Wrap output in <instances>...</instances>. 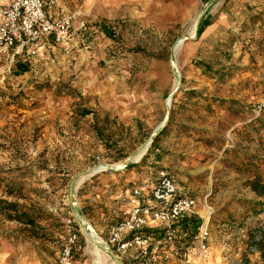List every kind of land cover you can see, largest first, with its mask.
I'll use <instances>...</instances> for the list:
<instances>
[{
    "label": "rangeland",
    "instance_id": "obj_1",
    "mask_svg": "<svg viewBox=\"0 0 264 264\" xmlns=\"http://www.w3.org/2000/svg\"><path fill=\"white\" fill-rule=\"evenodd\" d=\"M51 10L54 18L70 17L68 40L45 41L29 56L0 47V195L8 182L22 183L20 193L56 214L62 232L52 233L50 241L36 239L0 214V264H59L70 230L78 232L86 257L96 264L95 245L76 222L82 206L94 209L89 217L83 215L91 232L122 264L136 263L139 250L118 252L108 239L115 224L127 216L133 190L149 192L160 171L183 184L177 195L195 200L193 215L202 217L209 207L208 264H244V256L258 264L260 256L248 233L264 227V211L252 213L240 203L259 198L245 186L236 162L241 161L239 151L264 160V148L240 140L232 129H243L264 104V50L250 41L259 37L260 23L251 18L264 11V0H58ZM205 12L212 23L197 36V20ZM202 60L210 62V69L199 64ZM17 62L27 70L19 72ZM164 119L166 131L155 136L160 135L156 144L162 146L164 136L174 140L171 133L190 132L197 142L191 146L196 157L185 160L182 152L171 156L164 150L160 161L168 158L165 167L161 162L138 167L153 137L133 167L81 178L76 204H68V182L75 173L97 163L117 167ZM187 171L193 173L192 181L180 179ZM63 175L66 185L61 184ZM103 191L104 197L94 199ZM101 205L107 213L95 215ZM108 217L112 228L106 224ZM67 219L73 223L67 226ZM180 224L174 226L171 240L156 223V230L146 228L160 241L158 250H152L157 256L151 257L152 264L200 262L199 229L182 234ZM129 254L137 257L126 263Z\"/></svg>",
    "mask_w": 264,
    "mask_h": 264
},
{
    "label": "built area",
    "instance_id": "obj_2",
    "mask_svg": "<svg viewBox=\"0 0 264 264\" xmlns=\"http://www.w3.org/2000/svg\"><path fill=\"white\" fill-rule=\"evenodd\" d=\"M57 1L10 0L0 4V47L13 50V54L19 51L29 56L35 54L45 41L60 43L68 40L72 33L70 17L58 19L46 13ZM142 191V188H135L133 197L140 196ZM149 193L153 202L149 204L139 202L133 205L126 213L127 216L114 227L108 239V243L118 252L124 253L129 247L139 250L141 259L134 264H152L151 257L157 258L152 254V250L154 253L158 250L160 241H155L153 236L145 231L150 222L162 227L166 238L171 240L174 226L184 217L195 213V200L187 196H178L173 179L163 171L159 172V177ZM207 209L208 214L199 217L201 224L197 235V252L200 262L189 264H208L206 239L211 212L209 207ZM72 223L73 220H66L67 226ZM81 249L78 232L70 230L61 249L59 264L69 262L72 252ZM183 256L186 258L187 254Z\"/></svg>",
    "mask_w": 264,
    "mask_h": 264
},
{
    "label": "trees",
    "instance_id": "obj_3",
    "mask_svg": "<svg viewBox=\"0 0 264 264\" xmlns=\"http://www.w3.org/2000/svg\"><path fill=\"white\" fill-rule=\"evenodd\" d=\"M251 22H259L260 25L258 26L259 37L252 38L250 41L254 42L259 47H262L261 49L264 50V11H260L258 14L253 16L251 18ZM211 23L212 17L210 16V14L205 12V14L200 17L197 24L196 35L199 36L202 31ZM101 28L106 35H111L107 27L101 26ZM244 31H248L247 26L244 27ZM208 63L210 62H207L205 64L204 60H202V62H200L199 64L203 66L204 69L208 70L211 67ZM16 69L19 72H25L27 70V65L21 62H17ZM165 131L166 127H163L159 134L162 135V133H164ZM233 131L240 140L251 143L256 141L259 147L264 148V104L260 108L259 114L255 118H253L249 124L244 125L243 129L234 128L232 129V132ZM160 135H158V137ZM158 137H155V139L152 141L146 155L143 157L140 164H137L138 167L145 165L147 162H160V155L162 153V150L159 145L156 144ZM239 152L241 154V161L236 162L238 167V174L244 180L245 186L248 187L252 192H254L255 195L259 198V200H240V203L246 206V209L252 210V213L264 211V168H262L261 166V164H264V160L246 151ZM133 166L134 164L130 163L124 169H128ZM64 175L61 178V184L66 185L68 179ZM83 185L84 184H82L77 191L78 198H81L83 194ZM23 188L24 186L22 183L13 184V182H8L6 184V189L3 192L4 194L0 195V214L6 220L18 222L22 227L21 230L24 233H27V235L30 237L48 241L54 239L52 233L62 232V223L60 218L48 209L44 208L39 202L29 201L28 196L20 193ZM3 195L5 197H16L17 199L24 200V202H19L18 200L14 199L8 200L7 198H3ZM96 207L97 209L95 215H97L100 211H102V213H107V209L105 208V206L101 205ZM81 212L86 217H89L90 214L94 212V209L92 207L82 206ZM233 221L234 218H231L229 220L230 224H232ZM180 222L182 234H185L188 231L194 234L200 227L201 219H199L195 215H190L184 217ZM116 225L117 224H115V226ZM209 225L210 220L208 222V227ZM252 231L253 232L250 231L248 233L249 240L251 241L250 245L253 246V248L259 253L260 262L258 264H264V227H259ZM79 243L81 244V246H83L84 241L82 238L79 239ZM74 253H77V251L74 250L72 252V257L74 256ZM244 259V264H250L246 256H244Z\"/></svg>",
    "mask_w": 264,
    "mask_h": 264
},
{
    "label": "crops",
    "instance_id": "obj_4",
    "mask_svg": "<svg viewBox=\"0 0 264 264\" xmlns=\"http://www.w3.org/2000/svg\"><path fill=\"white\" fill-rule=\"evenodd\" d=\"M47 15L48 16H51L52 17V10L51 9H48L46 11ZM190 132H186V134H179V135H174V133H171L170 134V137H174L175 139L174 140H170V138H166L164 136V141L162 142V146L161 144L159 145V147L161 148L162 151H167L168 155H171V156H174V154H178L180 152H182V154L185 156V160L188 158V157H196L197 154L195 155V153H197L196 150H194L193 148L191 149V146H192V143L193 144H197L195 140V138L193 137V135H189ZM174 135V136H172ZM182 155V156H183ZM167 157H162V160L160 161L161 164H162V167H165L167 165ZM163 161V162H162ZM158 162V163H160ZM157 163V162H156ZM184 162H182L183 164ZM193 172V170H192ZM191 171H187L185 174H183L180 179H186V180H189V181H192L193 179V176L191 174H193ZM173 179L175 181V183L177 184V187H178V190H180V186L183 185L182 183L179 182L178 178H175L174 175H173ZM106 185V184H104ZM143 190V188H142ZM104 191H106L104 189ZM96 192L95 193V197L94 199H97L99 197V194L101 195V197H104V193L105 192ZM149 192L148 191H145L143 190L141 195L140 196H137L135 197V199L133 197H130L129 196V202H128V211L133 207V205L137 204V203H142V204H149L151 203V198L152 196L148 194ZM112 193L110 192V197H112ZM75 199H76V194H75ZM113 221L111 217H108V220L106 221V224L108 225V227L110 226V228H112L111 226L113 225H109V222ZM105 224V225H106ZM104 227V226H103ZM149 230H153L156 228L155 226V222H150L149 223V226L147 227ZM103 229V228H102ZM104 230V229H103ZM156 230V229H155ZM110 232V231H107V233ZM137 256L135 254H129V256H127V258H125L126 260V263H129V262H132V261H135V258ZM185 264L184 261H181L179 259H175V260H172V262L170 263H163V264ZM64 264H91L90 260L86 257V254L84 252V247L82 246V249L80 250V253L78 254V256H73L71 257V260L69 262H66ZM154 264H162V263H154Z\"/></svg>",
    "mask_w": 264,
    "mask_h": 264
},
{
    "label": "water",
    "instance_id": "obj_5",
    "mask_svg": "<svg viewBox=\"0 0 264 264\" xmlns=\"http://www.w3.org/2000/svg\"><path fill=\"white\" fill-rule=\"evenodd\" d=\"M214 0H210V3H212ZM199 22V19L197 20V24ZM194 37H190V39H192ZM170 65L171 68L174 69V64H173V60H172V56L170 55ZM173 94V93H172ZM171 94V95H172ZM169 117V113L167 114V118ZM164 125V124H163ZM163 125H160L158 128L155 129V131L153 132V134L150 136L149 138V144L152 140L153 137H155L157 134L160 133L161 129L164 127ZM147 142H143L136 150H134L123 162V168H125L128 164L136 161L140 151L143 149V147L145 146ZM147 150V149H146ZM107 169L108 171H117L120 170L122 168H117L115 165L112 164H108V163H97L92 165L89 168H86L84 170H80L77 173H75L69 180L68 182V190H67V198H68V204L70 206H73L76 204V200H75V194H76V190L78 188V181L86 176H91L94 175L102 170ZM76 222L80 228V230L82 231V233L84 234L85 239L89 240L92 244H94L97 248H99L100 250L103 251H107L110 255V257L117 263V264H122L121 260L119 259L118 255L115 254L102 240L98 239V237H96V235L91 232L90 230V226L88 225V222L86 221V219L84 218L83 215H80L79 218H76Z\"/></svg>",
    "mask_w": 264,
    "mask_h": 264
},
{
    "label": "bare ground",
    "instance_id": "obj_6",
    "mask_svg": "<svg viewBox=\"0 0 264 264\" xmlns=\"http://www.w3.org/2000/svg\"><path fill=\"white\" fill-rule=\"evenodd\" d=\"M190 37H193V34L192 35H190ZM181 40H179L178 42H177V44L175 45V48L174 49H177L179 46H180V44H181ZM168 105V101L166 100V106ZM165 123V119L161 122V124L160 125H163ZM146 144H145V146L143 147V149L140 151V153H139V155H138V157H137V159L136 160H138L141 156H142V154L146 151V149L148 148V146H149V139H147L146 140ZM117 168H123V163H120V164H118L117 165ZM81 180V179H80ZM205 214H208V211H205ZM90 230L91 231H93V229L90 227ZM97 237V236H96ZM98 239H100V238H98ZM89 241V240H88ZM93 256H94V262L96 263V264H117V263H115L114 261H112V260H110V261H108L107 259H106V257H105V255H104V253H103V251H101L99 248H97L96 246L94 247V252H93Z\"/></svg>",
    "mask_w": 264,
    "mask_h": 264
}]
</instances>
